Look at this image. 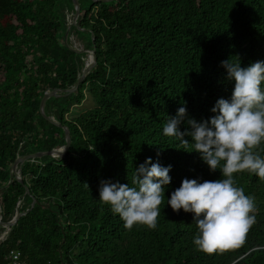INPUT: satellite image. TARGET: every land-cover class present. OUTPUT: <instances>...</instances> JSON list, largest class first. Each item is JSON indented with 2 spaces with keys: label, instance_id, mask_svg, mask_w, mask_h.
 <instances>
[{
  "label": "trees",
  "instance_id": "trees-1",
  "mask_svg": "<svg viewBox=\"0 0 264 264\" xmlns=\"http://www.w3.org/2000/svg\"><path fill=\"white\" fill-rule=\"evenodd\" d=\"M80 7L71 30L88 34L97 64L77 92L45 106L70 129V150L63 159L25 162L21 182L11 173L19 156L66 145L41 102L48 90L77 84L88 54L65 39L73 0H0V215L7 223L18 208L29 210L0 242V264L12 251L27 264H264V180L234 174L256 205L242 242L223 254L198 251L194 214L175 212L167 199L185 178L222 173L211 172L191 143L185 149L163 134L179 107L201 122L215 115L218 99L231 97L235 81L222 61L264 62V0H80ZM87 91L95 107L68 118ZM257 151L264 158V142ZM148 158L171 165V184L157 228L127 230L100 200V183L134 186L136 167Z\"/></svg>",
  "mask_w": 264,
  "mask_h": 264
},
{
  "label": "clouds",
  "instance_id": "clouds-1",
  "mask_svg": "<svg viewBox=\"0 0 264 264\" xmlns=\"http://www.w3.org/2000/svg\"><path fill=\"white\" fill-rule=\"evenodd\" d=\"M221 63L235 86L229 99H218L211 109L215 115L198 122L188 116L186 107H179L163 128L165 136L175 138L185 149L191 143L211 172L222 173L221 179L203 182L185 178L167 199L175 212L183 209L194 214L198 231L193 244L209 255L238 246L234 241L244 237L256 222L255 198L237 186L234 174L247 172L264 180V158L257 151L264 142V62L248 67L231 60ZM185 121L190 128L181 131ZM171 170V165L165 167L148 158L136 167L134 186L102 180L99 198L120 217L125 229L143 226L155 230L165 188L171 184Z\"/></svg>",
  "mask_w": 264,
  "mask_h": 264
},
{
  "label": "water",
  "instance_id": "water-1",
  "mask_svg": "<svg viewBox=\"0 0 264 264\" xmlns=\"http://www.w3.org/2000/svg\"><path fill=\"white\" fill-rule=\"evenodd\" d=\"M95 3L98 2H110L112 0H92ZM73 4L75 7L74 10V16L72 18V22L68 25V29L65 35V39L68 42L69 37H70V30L72 26H78V20L80 17V12H81V7H80V0H73ZM75 50V49H74ZM76 51V50H75ZM78 52V51H76ZM78 53L81 54H88V61L85 64V67L83 69V72L81 74V76L79 77V80L77 82V84L71 88L68 89H63V90H48L41 102V113L43 115V117L49 121L52 124H55L61 128H63L65 130V138H66V145L60 147V148H55L52 149L50 151H46V152H37V153H33V154H29V155H25V156H19L16 161L14 162L13 166H12V175L17 176V178L23 182V177H22V165L27 162V161H34L35 159H42L44 157H53L55 159H63L66 157L68 151L70 150L71 144H72V137H71V132L70 129L66 126L61 125L59 122L56 121L55 118L47 115L46 110H45V106H46V102L47 100H49L52 97H58L62 94H72L78 91L79 86L82 84V82L87 78V76L91 73V71L95 68L96 64H97V50H96V46L92 49V50H88V52L85 51H80ZM35 201L33 202L32 206H34ZM29 210H27L28 212ZM1 212V211H0ZM26 212V213H27ZM26 213H22L20 212V209L18 208L16 211V215L14 216L13 220H11L10 222H3L2 221V216H0V226L5 227V229L7 230V232L5 233L6 235L9 233V231L11 230L12 227H14L18 220L25 215Z\"/></svg>",
  "mask_w": 264,
  "mask_h": 264
},
{
  "label": "rangeland",
  "instance_id": "rangeland-1",
  "mask_svg": "<svg viewBox=\"0 0 264 264\" xmlns=\"http://www.w3.org/2000/svg\"><path fill=\"white\" fill-rule=\"evenodd\" d=\"M73 16H74V12H71L68 14L67 16L68 25L72 22ZM68 43L72 49H75L78 52L80 51L88 52L89 50L88 49L89 48L88 34H83V33L78 34L77 32L75 33V32H72L71 30ZM87 61H88V56L84 57L83 67H85V64ZM94 107H95V102L87 91V96H86V99L83 101V103L81 105H77L73 103L70 107V113L67 115V117L73 118V117L79 116L82 113ZM51 117L55 118L53 115H51ZM2 221H3V218H2ZM0 227L5 229V227L3 226H0ZM6 232L7 230L4 231L3 233L0 231V242L4 241L7 238V235L5 234Z\"/></svg>",
  "mask_w": 264,
  "mask_h": 264
},
{
  "label": "built area",
  "instance_id": "built-area-1",
  "mask_svg": "<svg viewBox=\"0 0 264 264\" xmlns=\"http://www.w3.org/2000/svg\"><path fill=\"white\" fill-rule=\"evenodd\" d=\"M6 264H27L22 258V254L18 251H12L7 258Z\"/></svg>",
  "mask_w": 264,
  "mask_h": 264
},
{
  "label": "snow or ice",
  "instance_id": "snow-or-ice-1",
  "mask_svg": "<svg viewBox=\"0 0 264 264\" xmlns=\"http://www.w3.org/2000/svg\"><path fill=\"white\" fill-rule=\"evenodd\" d=\"M242 240H243V236H241L239 239L234 241V244L238 245L240 242H242Z\"/></svg>",
  "mask_w": 264,
  "mask_h": 264
}]
</instances>
